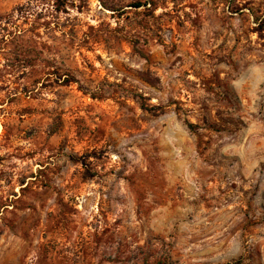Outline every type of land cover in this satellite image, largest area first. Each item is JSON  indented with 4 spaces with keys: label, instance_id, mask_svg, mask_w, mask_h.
I'll use <instances>...</instances> for the list:
<instances>
[{
    "label": "rangeland",
    "instance_id": "1",
    "mask_svg": "<svg viewBox=\"0 0 264 264\" xmlns=\"http://www.w3.org/2000/svg\"><path fill=\"white\" fill-rule=\"evenodd\" d=\"M0 264H264V0H0Z\"/></svg>",
    "mask_w": 264,
    "mask_h": 264
},
{
    "label": "trees",
    "instance_id": "2",
    "mask_svg": "<svg viewBox=\"0 0 264 264\" xmlns=\"http://www.w3.org/2000/svg\"><path fill=\"white\" fill-rule=\"evenodd\" d=\"M57 2H61V1H63V0H56ZM136 7H140V4H137V6Z\"/></svg>",
    "mask_w": 264,
    "mask_h": 264
}]
</instances>
